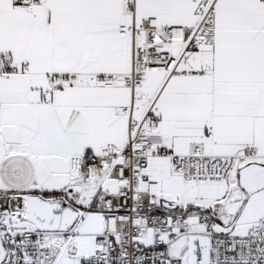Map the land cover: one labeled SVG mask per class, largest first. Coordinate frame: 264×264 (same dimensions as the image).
Wrapping results in <instances>:
<instances>
[{
  "label": "snow or ice",
  "instance_id": "6c2138e0",
  "mask_svg": "<svg viewBox=\"0 0 264 264\" xmlns=\"http://www.w3.org/2000/svg\"><path fill=\"white\" fill-rule=\"evenodd\" d=\"M0 264H264V0H0Z\"/></svg>",
  "mask_w": 264,
  "mask_h": 264
}]
</instances>
